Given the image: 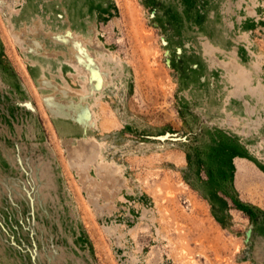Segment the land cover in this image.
I'll list each match as a JSON object with an SVG mask.
<instances>
[{"label": "rangeland", "instance_id": "obj_1", "mask_svg": "<svg viewBox=\"0 0 264 264\" xmlns=\"http://www.w3.org/2000/svg\"><path fill=\"white\" fill-rule=\"evenodd\" d=\"M0 264H264V0H0Z\"/></svg>", "mask_w": 264, "mask_h": 264}, {"label": "bare ground", "instance_id": "obj_2", "mask_svg": "<svg viewBox=\"0 0 264 264\" xmlns=\"http://www.w3.org/2000/svg\"><path fill=\"white\" fill-rule=\"evenodd\" d=\"M241 70H242V69H241ZM243 71H244V70H243ZM244 72H245V71H244ZM242 73H243V72H242ZM239 74H240V73H239ZM245 74H246V76H245V77H248V76H247V72H246ZM239 76H240V77L242 76L241 78H243V77H244L243 75H239ZM237 77H238V76H237ZM240 77H238V79H239V80H242V79H240ZM242 81H243V80H242Z\"/></svg>", "mask_w": 264, "mask_h": 264}]
</instances>
